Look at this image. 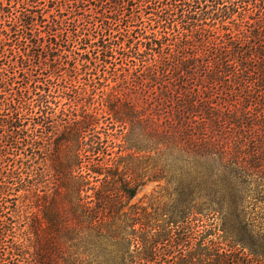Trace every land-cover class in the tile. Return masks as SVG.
<instances>
[{
  "label": "trees",
  "instance_id": "obj_1",
  "mask_svg": "<svg viewBox=\"0 0 264 264\" xmlns=\"http://www.w3.org/2000/svg\"><path fill=\"white\" fill-rule=\"evenodd\" d=\"M76 9L97 30L93 46L104 62L118 61L132 82L156 88L166 116L111 105L118 120L134 118L126 149L132 153L114 158L115 146L90 114L54 130L43 107L36 113L32 105H8L0 144L17 152L24 142L33 158L51 163L56 186L39 191L27 171H0V183L10 185H0V264H196L184 248L202 212L230 220L234 211L247 229L264 223V210L255 212L264 206V0H80ZM37 14L27 10L22 26L33 32L46 24L47 48L53 38L78 43V30L71 39L66 32L69 21L49 25ZM44 40L36 46L44 49ZM6 147L0 170L3 160L16 164ZM148 169L174 203L162 226L133 204ZM19 192L43 201L35 253L14 243L15 221L5 213L8 197ZM201 263L242 264L219 252Z\"/></svg>",
  "mask_w": 264,
  "mask_h": 264
},
{
  "label": "rangeland",
  "instance_id": "obj_2",
  "mask_svg": "<svg viewBox=\"0 0 264 264\" xmlns=\"http://www.w3.org/2000/svg\"><path fill=\"white\" fill-rule=\"evenodd\" d=\"M79 1L0 0V101L3 102L0 104L2 105L0 116L10 104L32 105L36 113L37 107H43L45 109L43 116L53 117V129L62 130L64 127L62 124L71 125L75 121H82L85 114H90L98 120L97 130L102 133V137L107 136L109 142L115 146L114 158L119 157L117 156L119 151H125L120 155L126 157L132 153L126 149L129 147L127 141L131 133L130 121L134 118L118 120L119 117L115 115L111 105L120 107L130 103L137 111L154 113L157 114L156 117L160 116L162 119L166 113L164 114V110L157 106L160 99L159 94L154 95L153 91H156V88L151 89L152 85H148L144 90L141 85L132 82V73L121 72L122 68L118 61L111 60L110 64L104 62L105 59L99 49L93 46L98 42L93 34L97 30H91L93 27L85 24L83 20L85 18L78 16L76 3ZM30 9L39 13L37 15L41 13L45 15L44 20H47L49 25L53 24L54 20L62 18L69 21L66 32L71 39L74 31L78 30L81 33L78 43L73 45L66 37L63 40L53 38L52 49L47 48L50 46L44 34L47 31L44 27L46 24L38 22L35 26L37 30L33 32L22 26L23 22L27 24L25 13ZM94 14L88 13L92 16L91 20L96 21L97 16ZM42 37L45 39L44 49L36 46L38 39ZM83 39L91 45H80ZM40 101L47 104L39 105ZM39 117L40 114L37 118ZM1 119L2 117L0 124ZM23 143L20 144L21 150L17 152L11 146L0 144L1 151L6 147L7 153L17 155L16 158H12L16 161L15 166L11 164L13 167L2 159L4 163L0 171L21 168L22 172L27 171L32 178H37L39 191L46 189L53 192L56 182L51 163L37 157L33 158ZM147 172L150 174H144L143 186L139 189L133 204L153 216L156 219L155 223L159 221V225L162 226L165 222H170L174 203L170 201L164 189L165 183L150 180L152 170L148 169ZM3 182L1 180L2 187H10L8 183L3 185ZM15 195L18 200L14 210ZM40 198L34 197L33 193L19 192L14 193V196L11 193L8 197V210L5 211L15 221L14 243L17 242L26 248L32 247L31 253H35L37 248L35 221L42 219L43 201ZM259 207L261 208L255 212L261 214L264 206ZM245 213L253 214L252 207ZM229 214L233 217L230 220L223 219L219 213L214 215L205 211L199 214V221L194 225L196 234L189 240L191 243L189 248H184L187 249L186 255L193 254L196 264H202L201 261L206 255L216 252L221 255L237 256L242 264H249L252 261H257L255 264H264V239L258 235L260 232L263 233L264 223L255 221L253 227L247 229L245 224L237 220L234 211ZM249 231H255L254 236L250 235ZM186 244L185 241L181 242L180 249ZM165 253L168 252L164 251ZM212 260H215L214 256Z\"/></svg>",
  "mask_w": 264,
  "mask_h": 264
}]
</instances>
